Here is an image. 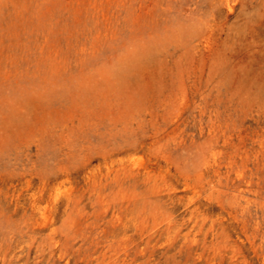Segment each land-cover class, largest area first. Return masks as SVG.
<instances>
[{"label":"rangeland","instance_id":"rangeland-1","mask_svg":"<svg viewBox=\"0 0 264 264\" xmlns=\"http://www.w3.org/2000/svg\"><path fill=\"white\" fill-rule=\"evenodd\" d=\"M0 264H264V0H0Z\"/></svg>","mask_w":264,"mask_h":264},{"label":"bare ground","instance_id":"bare-ground-1","mask_svg":"<svg viewBox=\"0 0 264 264\" xmlns=\"http://www.w3.org/2000/svg\"><path fill=\"white\" fill-rule=\"evenodd\" d=\"M68 242H66V245H67Z\"/></svg>","mask_w":264,"mask_h":264}]
</instances>
